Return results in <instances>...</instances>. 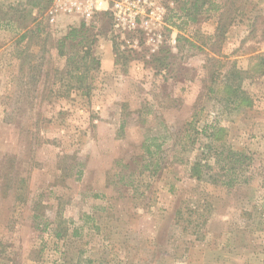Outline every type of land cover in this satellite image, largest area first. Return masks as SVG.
I'll return each instance as SVG.
<instances>
[{
    "label": "rangeland",
    "instance_id": "374dc122",
    "mask_svg": "<svg viewBox=\"0 0 264 264\" xmlns=\"http://www.w3.org/2000/svg\"><path fill=\"white\" fill-rule=\"evenodd\" d=\"M154 1L0 0V264H264V0Z\"/></svg>",
    "mask_w": 264,
    "mask_h": 264
},
{
    "label": "built area",
    "instance_id": "2783aa9c",
    "mask_svg": "<svg viewBox=\"0 0 264 264\" xmlns=\"http://www.w3.org/2000/svg\"><path fill=\"white\" fill-rule=\"evenodd\" d=\"M107 12L118 22L135 27L140 21L145 28L153 30L163 21L164 9L154 0H49L46 11L50 23L61 15H74L86 24L99 12ZM176 42V39H173Z\"/></svg>",
    "mask_w": 264,
    "mask_h": 264
},
{
    "label": "trees",
    "instance_id": "16d2710c",
    "mask_svg": "<svg viewBox=\"0 0 264 264\" xmlns=\"http://www.w3.org/2000/svg\"><path fill=\"white\" fill-rule=\"evenodd\" d=\"M46 2V6L44 7L45 9L47 8L48 9V6H49V0H45ZM39 3H37L35 1V5H38ZM46 9V11H47ZM86 33L85 31V23H82L81 27L78 29V28H73L71 29V31L64 37L63 40H68V39H71V41H74V39L78 38V37H81V39L78 41V44L80 45H83L85 40H86V37H84V34ZM223 34V32H222ZM95 41V40H94ZM93 41V42H94ZM62 44H64V42L62 41ZM90 51H87V53H89ZM60 53L61 54H65L64 51L62 49H60ZM86 57V54H84ZM264 62V55H262L261 57V63Z\"/></svg>",
    "mask_w": 264,
    "mask_h": 264
},
{
    "label": "crops",
    "instance_id": "0c3cea01",
    "mask_svg": "<svg viewBox=\"0 0 264 264\" xmlns=\"http://www.w3.org/2000/svg\"><path fill=\"white\" fill-rule=\"evenodd\" d=\"M141 232V231H140ZM236 258H237V251H236ZM206 257H207V253H206V249H204L203 251V254L201 255V261L203 264H212L213 262H209L206 260ZM233 257V256H232ZM237 260V259H236ZM215 264H227L225 261H224V257H221L220 258V261H217Z\"/></svg>",
    "mask_w": 264,
    "mask_h": 264
}]
</instances>
